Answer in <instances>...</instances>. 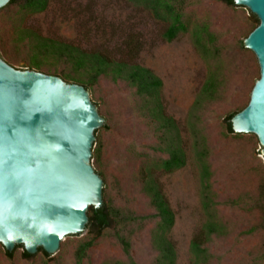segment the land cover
Returning <instances> with one entry per match:
<instances>
[{"label": "rangeland", "instance_id": "374dc122", "mask_svg": "<svg viewBox=\"0 0 264 264\" xmlns=\"http://www.w3.org/2000/svg\"><path fill=\"white\" fill-rule=\"evenodd\" d=\"M185 19L193 27L207 23L217 37V51L210 59L196 49L190 32L173 41L163 40L165 24L131 0H50L41 13H21L18 6L0 10V55L18 69H29L32 56L28 45L18 42L19 31L31 28L44 38L72 42L86 50L118 53L125 39L138 35L144 47L138 61L151 68L164 82L166 110L174 116L188 138V163L171 173H158L159 180L176 214L172 238L178 249L177 264H190L191 237L206 221L201 204V182L189 133L191 108L211 71L218 73L219 98L209 104L199 127L210 146L212 186L218 201V217L227 233L214 237L209 248V264H264V156L255 134L229 133L225 117L243 108L260 77L254 53L243 41L258 25L256 16L245 6H231L222 0H186ZM37 70V69H35ZM48 73L43 70H39ZM53 74V73H50ZM105 125L96 130L94 148L101 146L95 168L102 172L104 202L136 213H154L141 191L139 171L143 163L163 156L155 153L156 136L141 117L135 89L127 82L101 77L90 89ZM90 214V211H89ZM156 219L142 226H128L125 234L132 244V256L139 264H154L156 251L151 231ZM89 228L81 235H69L59 251L44 256L37 252L25 258L17 246L13 257L0 243V264H76L78 244L94 237ZM115 235V224L96 238L83 264L125 260Z\"/></svg>", "mask_w": 264, "mask_h": 264}, {"label": "water", "instance_id": "95a60500", "mask_svg": "<svg viewBox=\"0 0 264 264\" xmlns=\"http://www.w3.org/2000/svg\"><path fill=\"white\" fill-rule=\"evenodd\" d=\"M10 0H0V10ZM258 19L244 39L260 77L247 106L230 121L252 133L264 156V0H233ZM105 125L82 84L35 69H18L0 55V243L9 252L56 254L81 235L89 208L104 203V180L93 165L96 130Z\"/></svg>", "mask_w": 264, "mask_h": 264}, {"label": "trees", "instance_id": "16d2710c", "mask_svg": "<svg viewBox=\"0 0 264 264\" xmlns=\"http://www.w3.org/2000/svg\"><path fill=\"white\" fill-rule=\"evenodd\" d=\"M149 10L153 16L166 26L162 33L163 40L173 41L180 34H191L196 49L206 59H210L217 51V37L210 30L207 23H196L193 27L185 19L186 0H131ZM228 5L235 6L233 0H222ZM50 0H10L5 7L18 6L21 13L36 14L44 12ZM4 7V8H5ZM3 9V8H2ZM257 19V17H256ZM257 22L259 23L258 19ZM18 42L28 45L32 56L27 61L29 69H37L61 76L68 82L84 85L89 91L105 76L113 81L127 82L138 97V110L145 118L156 136L153 146L155 153L163 156L146 161L139 171L141 191L149 200L154 210L152 215H138L123 208L103 203L101 208H89V223L87 228L94 237L80 242L75 251L76 264H83L88 251L94 246L96 238L104 230L112 228L115 224L117 242L122 248L125 260H107L102 264H139L132 256V244L125 234L128 224H142L149 218L156 219L151 231V243L156 251L154 264H177L178 249L171 234L176 222L173 210L158 173H171L185 167L188 163V138L183 133L178 121L169 114L163 98L162 78L151 68L139 63L138 58L144 47L142 39L135 34L129 35L118 53L103 52L99 50H86L67 41L44 38L31 28H22L19 31ZM244 45V44H243ZM215 52V53H214ZM7 61H10L7 60ZM221 81L218 73L211 71L203 84L189 114V133L195 160L199 167L201 182V204L206 221L191 237L190 264H209L213 258L209 244L214 237H222L227 233L225 224L218 217L216 193L212 186L213 171L209 162L210 146L207 137L199 127V118L206 107L216 101L220 94ZM249 102V101H248ZM248 104V103H247ZM247 104L232 113L224 121L229 133L233 130L230 119L243 110ZM101 146L94 148L92 158L100 162ZM102 176V172L95 168ZM23 247V245H18ZM44 256L50 254L39 249ZM7 256L13 253L6 250ZM25 258L30 259L34 254L28 253L25 248Z\"/></svg>", "mask_w": 264, "mask_h": 264}]
</instances>
